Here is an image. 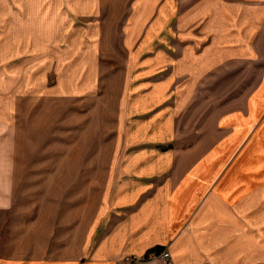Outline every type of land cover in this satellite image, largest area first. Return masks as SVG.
I'll return each instance as SVG.
<instances>
[{"label": "rangeland", "instance_id": "rangeland-1", "mask_svg": "<svg viewBox=\"0 0 264 264\" xmlns=\"http://www.w3.org/2000/svg\"><path fill=\"white\" fill-rule=\"evenodd\" d=\"M134 2L0 0V170L8 167L11 174L8 187L0 186V199L8 203L0 209V254H28L49 244L57 255H77L81 244L99 243L114 220L129 212L131 204L125 199L130 196L132 166L157 159L160 153L171 160L173 149L216 142L190 136L200 126L215 129L213 104L238 92L221 96L218 82L210 92L198 93L201 102L214 98L213 106L199 108L197 101L180 109L189 98L180 91L186 78L174 77L177 57L172 55L170 64H164L162 49L169 45L176 52L177 43L164 44L162 24L156 27L154 53L159 59L155 70H147L150 43L137 40L141 27L132 20ZM175 27L172 19V41L178 34ZM200 30L194 27L189 33ZM84 49L97 52L99 70H77ZM85 83V89L74 88ZM159 86L165 88H158L152 98ZM154 114L160 125L170 123L187 137L148 138L146 122ZM260 114L249 138L238 141L237 152L227 158L230 166L235 164L236 180L246 181L235 194L252 199L246 204L248 218L264 213ZM198 121L202 125L195 124ZM121 199L123 204L118 203ZM37 222L43 231H22ZM258 224L260 230L246 233V245L253 249L250 264H264V218L251 221L250 228ZM124 258L131 264L141 262L132 254Z\"/></svg>", "mask_w": 264, "mask_h": 264}, {"label": "crops", "instance_id": "crops-1", "mask_svg": "<svg viewBox=\"0 0 264 264\" xmlns=\"http://www.w3.org/2000/svg\"><path fill=\"white\" fill-rule=\"evenodd\" d=\"M134 7L136 15L132 20L141 27L137 40L145 38L150 43L146 46L150 59L147 70H155L159 59L154 53L159 39L154 36L156 27L162 24L164 44L177 43L176 52L169 45L162 49L164 64L169 63L172 55L177 57L173 64L174 77L186 78V85L180 91H185L189 98L180 103V109L188 103L196 106L197 98H201L198 93L210 92L209 88L218 82L222 86L221 96L238 92L227 100L220 99L223 102L219 104L212 103L214 98L198 101L196 107L217 108L212 113L215 129L204 130L200 126L190 138L216 142L209 147L196 143L195 147L173 149L171 160L160 153L157 159L148 158L146 163L132 166L130 196L125 199L131 208L114 220L99 243L81 244L77 255H57L49 250V244L40 245L28 254L11 255L6 250L0 254V264H131L124 258L128 254L141 260L135 264H250L253 249L246 245L249 241L246 233L260 230V224L255 230L250 224L262 220L264 213L248 218L251 214L246 212L249 207L246 204L252 199L235 194L245 188L246 181L236 180L235 164L230 166L227 158L237 152L238 141L249 138L256 116L261 112L264 117V0H136ZM174 11L177 13L172 16ZM172 19L177 21L178 33L173 41ZM194 27L201 30L193 37L189 32ZM80 55L83 61L78 63L77 70L83 73L99 70L94 49H84ZM74 88L85 89L87 85ZM158 88L162 90L165 86L157 87L152 98L158 95ZM199 121L195 124L202 125ZM146 124V134L151 139L188 134L176 132L167 122L160 125L157 114ZM147 150L144 151L151 152ZM0 171L3 173L0 186L8 187L10 169ZM145 177H149L146 182L139 180ZM122 200L118 203L123 204ZM7 204L5 198L0 199V209ZM22 231L43 229L37 222ZM156 245L161 246L160 251H169L168 258L158 256L160 251L153 249ZM82 252L85 254L81 255ZM258 252L254 249L255 254Z\"/></svg>", "mask_w": 264, "mask_h": 264}, {"label": "built area", "instance_id": "built-area-1", "mask_svg": "<svg viewBox=\"0 0 264 264\" xmlns=\"http://www.w3.org/2000/svg\"><path fill=\"white\" fill-rule=\"evenodd\" d=\"M158 256L162 259H166L169 256V252L163 249L159 252Z\"/></svg>", "mask_w": 264, "mask_h": 264}, {"label": "trees", "instance_id": "trees-1", "mask_svg": "<svg viewBox=\"0 0 264 264\" xmlns=\"http://www.w3.org/2000/svg\"><path fill=\"white\" fill-rule=\"evenodd\" d=\"M153 249H154L155 252H159L160 249H161V246H160V245H156ZM146 257H147V256H146ZM146 257H145V258H146Z\"/></svg>", "mask_w": 264, "mask_h": 264}]
</instances>
